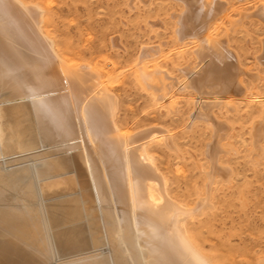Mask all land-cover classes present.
<instances>
[{
  "label": "bare ground",
  "instance_id": "obj_1",
  "mask_svg": "<svg viewBox=\"0 0 264 264\" xmlns=\"http://www.w3.org/2000/svg\"><path fill=\"white\" fill-rule=\"evenodd\" d=\"M180 2L179 47L192 48L197 62L162 83L157 100L173 110L172 83L196 89L193 116H210L214 125L210 186L225 169L218 153L231 145L220 142V121L204 110L238 98L229 91L242 89V69L218 33L231 17L224 0ZM40 13L21 0H0V264H213L188 234L190 219L210 205L207 195L195 205L176 202L154 163L153 149L170 132L120 127L102 73L58 53ZM254 14L264 18V0ZM158 51L144 49L134 63L145 83L168 74ZM258 59L264 63V52Z\"/></svg>",
  "mask_w": 264,
  "mask_h": 264
},
{
  "label": "rangeland",
  "instance_id": "obj_2",
  "mask_svg": "<svg viewBox=\"0 0 264 264\" xmlns=\"http://www.w3.org/2000/svg\"><path fill=\"white\" fill-rule=\"evenodd\" d=\"M22 1L40 9L42 31H47L58 53L90 63L102 73L106 89L116 96L120 127L135 132L158 125L170 132L169 142L154 146V163L176 202L195 205L207 195L210 205L205 204L188 225L200 251L213 264H264V63L258 59L264 52V18L254 14L260 0L244 4L224 0L231 17L218 33L242 69V89L229 91L238 97L232 106L204 110L220 121V142L231 145L230 151L218 153L217 161L225 169L215 172L216 182L210 186L206 183L211 162L206 154L214 125L210 116H193L196 89H180L172 83L169 88L177 96L173 110L157 100L166 83L182 78V68L197 62L192 48L179 47L175 14L183 9L180 0ZM152 47L158 48L157 65L169 79L165 75L149 80L156 84L147 81L151 87L134 63Z\"/></svg>",
  "mask_w": 264,
  "mask_h": 264
}]
</instances>
